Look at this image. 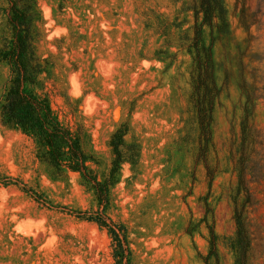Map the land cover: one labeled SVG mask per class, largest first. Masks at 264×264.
Segmentation results:
<instances>
[{
    "label": "rangeland",
    "instance_id": "1",
    "mask_svg": "<svg viewBox=\"0 0 264 264\" xmlns=\"http://www.w3.org/2000/svg\"><path fill=\"white\" fill-rule=\"evenodd\" d=\"M37 1L52 105L114 181L104 208L0 120V264H235L238 211L264 264V0H223L212 23L197 22L196 0ZM199 26L222 89L207 145L191 102ZM9 75L0 63V97ZM122 126L140 155L113 174ZM100 219L122 226L128 250Z\"/></svg>",
    "mask_w": 264,
    "mask_h": 264
},
{
    "label": "trees",
    "instance_id": "2",
    "mask_svg": "<svg viewBox=\"0 0 264 264\" xmlns=\"http://www.w3.org/2000/svg\"><path fill=\"white\" fill-rule=\"evenodd\" d=\"M196 2L197 22L201 14L204 15V23H212L225 14L223 0ZM0 10L6 16L1 29L0 63H5L10 70L0 97L1 124L31 136L37 145L39 157L50 167L80 173L84 183L95 191L98 200L106 208L114 179L101 181L98 178L88 164L91 155L84 146L82 133L67 126L51 102L48 81L53 74V64L48 57L38 54L35 44L38 25L43 21L38 1L0 0ZM202 33V26L197 27L191 102L202 140L207 145L213 138L216 105L222 89L216 78L212 48H206ZM127 130V127L122 126L112 137L113 174L125 162L136 164L140 155L137 143H125ZM106 220L100 219V223L106 225L117 238V248L128 250L126 240L121 239L122 226L112 221L107 223ZM236 220L238 231L233 246L236 253L235 264H252L251 240L241 211L237 212ZM213 237H216L215 233ZM121 258L124 259L125 256L122 255Z\"/></svg>",
    "mask_w": 264,
    "mask_h": 264
}]
</instances>
